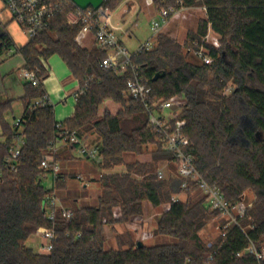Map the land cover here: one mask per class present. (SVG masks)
<instances>
[{"label":"trees","instance_id":"obj_1","mask_svg":"<svg viewBox=\"0 0 264 264\" xmlns=\"http://www.w3.org/2000/svg\"><path fill=\"white\" fill-rule=\"evenodd\" d=\"M124 1L107 0L104 7L114 10ZM204 2L207 16L200 18L185 42L201 38L211 22L221 39V47H209L214 58L211 64L191 56L184 43L163 31L153 48L134 51L132 62L148 80L151 100L174 95L183 99L179 118L185 119L183 132L191 142L186 150L194 154L207 181L216 184L232 204L241 200L245 190L253 193L252 204L239 218L243 229L232 224L208 246L201 231L218 211L208 208L199 187L192 183L185 201H172L182 190L181 179L179 175L160 178L157 170L161 161L173 164L175 158L163 147L143 103L128 95L131 69L104 68L101 60L106 50L97 44L85 47L78 43L82 24L69 22L68 14L77 6L67 1L46 29L17 47L25 59L23 67L35 70L41 78L39 85L29 80L24 83L19 127L7 119L13 100L0 101L1 135L5 137L0 141V264H264L250 253L237 255L247 246L248 236L264 246V0ZM154 3L157 7L179 6L177 0ZM53 54L66 62L83 90L74 113L61 123L85 140L94 136L99 141L103 170L97 204L79 206V198L72 199L73 193L68 192L62 200L74 215L66 219L58 213L54 222L43 212L49 189L41 161L57 133L58 121L53 103L33 105L47 94L43 80L48 70L43 59ZM157 73L164 75L154 80ZM229 83L234 87L226 94ZM107 100L120 105L115 113L108 108L100 113ZM18 133L25 142L16 167L11 168L5 159ZM150 144L154 148L148 150ZM147 151L150 160H127L128 154ZM119 166L125 169L115 170ZM68 178L65 174L58 181L61 192ZM145 202L154 207L171 202L170 209L158 217L154 233L172 240L138 246L133 232L118 229V246L107 248V228L143 215ZM51 226L58 238L50 252H38L27 244L41 228Z\"/></svg>","mask_w":264,"mask_h":264},{"label":"built area","instance_id":"obj_2","mask_svg":"<svg viewBox=\"0 0 264 264\" xmlns=\"http://www.w3.org/2000/svg\"><path fill=\"white\" fill-rule=\"evenodd\" d=\"M67 1L72 0H3V9L9 12V20L5 21L0 15V52H17V48H12L14 41L6 29V25L11 21H16L22 29L28 33L30 38L36 36L39 32L46 29L56 13L63 7ZM107 0H104V3ZM200 3L186 5L183 0H177L179 4L169 7H158L155 15L151 19L152 36L147 39L136 50L151 49L155 45V40L164 27L177 15L183 11L200 10L207 16L208 6L205 0H197ZM73 2V1H72ZM125 1L124 3H126ZM74 3V2H73ZM145 8H156L154 0H142ZM75 4V3H74ZM76 5V4H75ZM122 10V13H130L135 15L138 12L136 4L129 5ZM77 6V5H76ZM1 9V10H3ZM0 10V11H1ZM111 11L104 7L99 8L87 7L81 8L77 6L74 11L68 14L70 23H81L82 27L76 36L78 43H82L87 35L92 34L96 44L107 51L105 57L101 60V65L107 69L118 71H126L131 69L133 76L127 82L128 95L134 99L140 100L149 114V122L151 126L159 133V139L165 149L171 151L174 155V163L178 168V175L181 179V189L187 191L193 183L198 186L201 192L206 196V205L210 210H217L218 219L223 220L219 225L221 234H225V229L236 224L239 227V218L244 217L246 209L252 202H246V193H243L241 200L237 204H232L226 199L221 189L216 184H211L198 170L193 153L186 149L191 144L187 135L184 134L183 128L186 124L185 119H180L179 115L183 106V99L174 95L169 99L151 100L152 88L139 72V66L132 62V54L129 49L120 41L117 34V27L113 25ZM221 47V39L212 27L211 22L208 23L207 31L201 38H191L184 43V49L191 56L197 58L202 63L211 64L214 58L209 53V47ZM21 75L25 80L31 81L34 85L41 83L35 70L23 68ZM234 85L229 83L225 89L226 93H230ZM83 90L79 89L76 93V99ZM53 103L48 94L35 100L33 105H45ZM21 118L15 121V126L19 127ZM57 133L51 141L48 153L41 161V168L44 169L43 180L50 178L47 186L49 192L45 197V213L50 221L54 222L56 215L61 214L66 219H71L74 215L73 208L63 203L62 197L58 190V181L64 177L62 164L58 157L61 145L75 146L74 149L86 158L102 161V150L98 143H88L77 130H71L65 127L61 122L56 124ZM24 135L18 133L15 142L9 150V154L5 159L7 166L15 168L21 154V148L24 144ZM160 178L165 177L162 168L157 170ZM76 177L82 180V175L77 174ZM176 195L172 196V201H179ZM163 211H167L171 207V202L162 205ZM120 216V213H118ZM145 215L134 216L127 224L136 231H139V238L146 240L154 235L153 231L144 228L143 220ZM242 228V227H241ZM243 229V228H242ZM39 235L45 240L40 244V252L48 253L54 247V242L58 238L54 226L43 227L38 231ZM80 235V233H79ZM249 242L244 250L237 252V255L250 253L260 262H264V246H258L250 236ZM212 245V243L210 244ZM212 255L210 256V258Z\"/></svg>","mask_w":264,"mask_h":264},{"label":"rangeland","instance_id":"obj_3","mask_svg":"<svg viewBox=\"0 0 264 264\" xmlns=\"http://www.w3.org/2000/svg\"><path fill=\"white\" fill-rule=\"evenodd\" d=\"M126 1H127L126 3H128L129 5L136 4L138 6V10H140L138 16L137 15L134 16L132 14L127 15V19H126L127 26L130 29H132V31H133L132 36L131 37H128V36L125 37V34L120 36L122 39L121 42L125 43L126 47L129 49L130 52H134L139 48V46L141 44H143L147 40L148 37H150L152 35L151 19H152V15H155L158 7L156 6V8H153V7L152 8H145L143 6L142 0H126ZM124 2L121 5H119L116 9L111 11V16H112L113 20L118 19L117 16L121 17V15L122 16H123V14L125 15V13H122V10H124L127 7L126 3H124ZM3 4H4L3 0H0V10L3 9ZM194 14L195 13H191V10L183 11L179 15H177V17H175L174 19H172L170 21V24L168 26L169 29L175 30V33L178 32V34H179L178 40L182 43H186L184 39H185L187 33L190 31H194L193 28H195V26L199 23L200 18L203 17V16H201L199 18L198 15H194ZM0 15L5 21H8L10 18L9 12L6 11L5 9L0 11ZM6 26H7L6 29H7L8 33L10 34L11 38L14 41L12 48L15 49V48L23 45L29 39L30 36L28 35L27 32H25L22 29V27L18 24V22L11 21ZM163 32H165V30H163ZM95 44H96V42H94V44H92V46H94ZM2 58L3 57H0V59H2ZM9 66L10 65L8 63L7 64H5V63L0 64V73L1 74L6 73ZM16 71L18 72L17 67H16ZM16 75L18 76L17 73H16ZM226 94H230V93H226ZM22 107H23V104L20 102H16L13 105V111L9 112L7 115V119L9 122L15 123V121L21 117ZM119 107H120V105L118 103H116L112 100H107L101 106L100 113H103L104 110L107 108L115 113L119 109ZM14 116L16 118H14ZM98 142L99 141L97 139H95V141L93 143H98ZM98 144H100V143H98ZM153 148H154V145L150 144L148 147V150H151ZM134 159H139L142 161L150 160L151 159V153L149 151H147V152L140 154V155H135V154H128L127 155L128 161H131ZM119 167H116L115 170L121 171V170L125 169V166H123L122 168H119ZM160 168H162V170H164L165 178L169 177L171 175H174V176L177 175L178 176V168H177L175 163L172 164L169 161H161L158 164V169H160ZM77 171L82 172V171H79L78 169H77ZM99 171L100 170H98V172ZM101 171H102V168H101ZM81 174L84 176V179H83L84 181L96 180L97 183H93L90 185L89 188H85L82 186V181L78 180L75 175H68L69 178L67 179V182L65 183V185L62 189L63 192H61L58 188L59 194L61 195V197H63L68 192H72L74 196L71 198L73 199L75 197H78L79 199H78L77 204L79 206L85 205V204L95 205V204H97V197L102 192L99 181H98V178L100 177V175L97 173H94L93 175L86 176L83 172ZM92 176H95L96 178L91 179ZM49 181H50V178L45 180L44 183L47 184V183H49ZM243 193H246V200L245 201L248 203L252 202V200L254 198L253 193L249 190H245ZM174 195L178 196L180 198V200H182V201H185L187 198V192L183 191V190H181L179 193H175ZM72 199H71V202H72ZM143 212L145 215L144 220H143L144 228L149 229V230L153 231V233H154V228L156 227L158 217L163 212V206L154 207L150 202H145V208H144ZM129 221L130 220H128L124 224H120V225L116 226V228H110V227L107 228V238H108L107 243H106L107 248L118 246L117 234H118L119 230L120 231L121 230H124V231L127 230V231H130L131 233L133 232L134 240H141L139 238V231L133 230L128 226L127 223ZM222 222H223V220L218 219L217 217H214L206 225V227L202 229V231H201L202 238L204 239L205 242H207L208 246H210L211 243L215 242L217 237L221 234V230L219 229V225ZM171 240H172V238L166 237V236H162V237L157 238V236L154 233V235H152L150 238H148L144 241L143 240H141V241H143L146 244H154V243L161 242V241L164 242V241H171ZM44 241L45 240L39 235V233H36L28 239L27 244L29 246L33 247L36 251H40L39 246Z\"/></svg>","mask_w":264,"mask_h":264},{"label":"crops","instance_id":"obj_4","mask_svg":"<svg viewBox=\"0 0 264 264\" xmlns=\"http://www.w3.org/2000/svg\"><path fill=\"white\" fill-rule=\"evenodd\" d=\"M139 12L140 10H138V12L135 15L138 16ZM191 13H195L194 15H198L199 18L205 15L204 12L200 10H191ZM128 14L130 13H127L125 15L123 14V16L121 15V17L117 16L118 19L113 20V25L118 28L117 34L120 38V41L122 40L120 37L121 35L125 34V37L127 36L131 37L133 33L132 29H130L127 26L126 19ZM169 24L170 22L164 27L163 30H165V32H168L170 35L178 39L179 36L178 32L175 33V30L169 29L168 27ZM197 27L198 24L195 26V28H193V30H196ZM150 37H148L147 39H149ZM186 37L184 40H186ZM94 42L95 40L93 35L89 34L80 44L85 47H91L92 44H94ZM123 44L125 45V43ZM0 57H3L2 59H0V64L8 63L10 65L6 73H4L5 75L0 73V101L11 99L13 100L14 104L16 102L22 103L20 98L24 94V83L26 80L25 78L22 77L21 70L24 68L23 66L25 63V59L18 52L11 53L8 51L0 52ZM43 63L46 69L48 70V76L43 80V85L45 91L47 92L51 101L54 104L55 119L58 122H61L74 113L75 105L77 101L76 93L79 91L80 84L79 81L73 76L68 65L61 58L60 55L53 54L50 57L43 59ZM16 67L18 72L16 71ZM16 73L18 74V76L16 75ZM14 104H12V106ZM22 113H23V107H22ZM14 118L16 117L14 116ZM1 132L2 130L0 126V141H3L5 137L1 135ZM86 141L88 143H93L95 141V137L90 136L86 139ZM58 153L64 174L76 176L77 174H81L83 172L86 176H88V175H93L94 173L101 175V172L103 171V170L101 171V161L83 157L74 148H70L69 146L66 145H61ZM122 167L123 166H120L119 168ZM77 169L82 172H78ZM98 170L100 171L98 172ZM95 178H96L95 176L91 177V179H95ZM83 179L84 176L82 175V180H81L82 186L85 188H89L91 184L97 183L96 180L84 181ZM46 185L48 186L49 183H47Z\"/></svg>","mask_w":264,"mask_h":264},{"label":"water","instance_id":"obj_5","mask_svg":"<svg viewBox=\"0 0 264 264\" xmlns=\"http://www.w3.org/2000/svg\"><path fill=\"white\" fill-rule=\"evenodd\" d=\"M77 6L81 8H87V7H93V8H99L104 4V0H72ZM164 75V73H157L154 76V80L159 78L160 76ZM43 212H45V200L43 201ZM143 241H138V246H142Z\"/></svg>","mask_w":264,"mask_h":264}]
</instances>
